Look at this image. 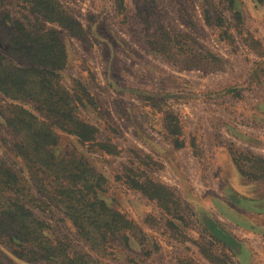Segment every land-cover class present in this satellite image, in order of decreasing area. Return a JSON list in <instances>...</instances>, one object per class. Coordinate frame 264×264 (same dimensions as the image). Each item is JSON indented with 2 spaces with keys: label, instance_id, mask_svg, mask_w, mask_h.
Returning a JSON list of instances; mask_svg holds the SVG:
<instances>
[{
  "label": "rangeland",
  "instance_id": "rangeland-1",
  "mask_svg": "<svg viewBox=\"0 0 264 264\" xmlns=\"http://www.w3.org/2000/svg\"><path fill=\"white\" fill-rule=\"evenodd\" d=\"M55 2L71 24L48 22L62 35L65 57L35 65L60 84L62 103L68 94L87 93L75 115L96 133L82 144L58 130L56 154L84 156L85 202H105L111 212L103 221L112 229L103 235L90 225L95 220L84 219L89 233L82 236L52 197L59 187L39 190L20 172L21 136L7 120L37 102L0 89V155L27 180L21 192L0 190V219L9 223L1 213L9 197H21L45 244L58 242L51 259L29 261L2 225L0 264H264V0ZM26 8L0 0L2 69L31 66L11 49L14 26L4 20L11 10L31 24L36 17L46 23ZM51 66L60 78L43 71ZM35 109L40 120H53ZM176 119L177 132L170 128ZM37 178L51 183L42 173ZM117 214L130 222L125 235L114 227ZM208 218L240 244L219 240Z\"/></svg>",
  "mask_w": 264,
  "mask_h": 264
},
{
  "label": "trees",
  "instance_id": "trees-1",
  "mask_svg": "<svg viewBox=\"0 0 264 264\" xmlns=\"http://www.w3.org/2000/svg\"><path fill=\"white\" fill-rule=\"evenodd\" d=\"M19 2H23L33 13L42 14L46 23L36 17V21L39 20L38 24H31L16 18L11 10H5L4 20L14 26L13 33L9 35L10 39L8 40L11 49L22 52L29 59L31 66L29 68L2 69L3 64L0 63V89L8 97L19 98V100L30 99L32 102H37L35 108H39L44 116L53 118L52 121L40 120L39 115L35 113V108H26L19 109L12 118L7 120L11 130L17 136H21V140L16 146L18 155L24 161L20 172L35 179V185L39 190H46L47 186L51 184L59 187L52 197L62 204L64 212L74 222V227L79 234L85 237L86 233H89L87 231L88 222L83 220L92 218L95 220L90 224L93 225V230H99L104 235L107 230L112 229V224L109 221H103V216L110 215L111 210L105 202L98 198H94L95 201H88L87 198L88 204L85 202L89 186L84 179V156L75 157L76 155L64 154L60 158V155L56 154L55 147L60 141L58 130L75 134L82 144L96 139L95 131L93 132V129L84 121H79L75 115L76 109L86 106L83 97L87 93L68 94V100L62 103L63 96L58 90L60 84L59 86L55 85L48 75L41 74V67L35 65L65 57L61 42L62 35L55 28L49 26L48 22L61 24L67 29L66 26L70 27L71 24L66 22L68 18H64L65 15L63 17L65 10L58 6L55 0H19ZM53 67L51 66L52 69L45 67L43 71L50 74V77L60 78L59 71ZM16 107L18 108V106ZM171 123V130L179 131L177 119L176 123ZM38 173L47 175V178L51 179V183H47V185L42 183V180L37 178ZM23 179L27 181L0 155V190L7 191L17 188L21 192L24 188L23 185L27 186ZM140 183L136 182V185L141 187V190L148 191V188ZM158 186L155 185V188L160 189ZM8 201L7 211H3L1 214L6 212L9 223L6 224L5 220L0 219V228L2 225L5 227L7 225V228L13 231L11 235H8L9 243L22 250L25 257L33 259H29V261L51 259L55 254L53 245L58 242H53L52 247L45 244L48 238L43 232V227L39 226L31 211L21 203V197H9ZM101 208L103 212L100 211ZM123 217L117 214V226L114 227L125 235L127 229H130V222ZM119 222L123 224H119ZM205 222L219 240L233 248L240 244L220 222L211 218L206 219ZM125 237L129 241L130 236L126 234ZM65 254L67 257V253Z\"/></svg>",
  "mask_w": 264,
  "mask_h": 264
}]
</instances>
